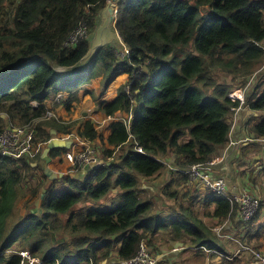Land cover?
Masks as SVG:
<instances>
[{
    "label": "trees",
    "instance_id": "trees-1",
    "mask_svg": "<svg viewBox=\"0 0 264 264\" xmlns=\"http://www.w3.org/2000/svg\"><path fill=\"white\" fill-rule=\"evenodd\" d=\"M107 3L0 0V133L11 126L33 134L21 157L0 154V264H21L22 251L45 264H121L142 242L154 254L168 241L194 248L195 258L214 250L217 264H240L214 242L225 243L226 233H214L195 207L199 197L213 205L204 215L223 225L239 205L232 210L204 186L193 196L202 183L183 171L207 167L230 141L241 102L222 80L243 79V107L264 114V0H124L115 30L129 50L105 46L78 68ZM87 105L107 120L104 131L92 119L74 121L90 113ZM255 128L264 139V115ZM60 135L72 137L53 140L67 139ZM89 145L103 165L48 179L44 154L61 162ZM170 159L179 170L170 172ZM166 174L160 194L173 204L163 218L143 180ZM245 193L259 197L249 187L236 195Z\"/></svg>",
    "mask_w": 264,
    "mask_h": 264
},
{
    "label": "crops",
    "instance_id": "crops-1",
    "mask_svg": "<svg viewBox=\"0 0 264 264\" xmlns=\"http://www.w3.org/2000/svg\"><path fill=\"white\" fill-rule=\"evenodd\" d=\"M118 46L120 47L121 52L126 51L123 41L122 44L119 42ZM112 93L114 94L115 91ZM263 115V113L252 111L246 107L239 112H234L230 141L226 146V149L221 153V156H219L222 157L220 158L222 159V162L217 164V166L211 170V175H213L214 178L226 179L228 191L232 194H238L248 190V187L254 194H257L256 196L260 197V195L263 194L264 182L261 181V178H264V142H262L261 139H258L255 128L256 122L261 120ZM53 140L70 141L71 138H55ZM42 158L45 160L44 170L48 179H61L62 177L56 175L58 171L56 172L51 168L52 162L48 158V154H44ZM54 163L58 162L54 161ZM47 166H49V168H46ZM168 166L170 172L174 170V160L170 159ZM167 176L168 174H166V176H160L156 179H150L149 181H143L144 191L149 194H160L162 186H164L165 182L169 180ZM194 184H198L199 189L197 190L198 192H195L193 196H197L198 193H203V191H201L203 185L199 184L198 182H194ZM179 189L181 190L182 188ZM162 196L163 195H161V197ZM209 203L210 202L207 204ZM204 206H206L210 211L214 208L213 205L207 206L205 200H201L200 197L197 198L195 207L196 209L202 211V218L204 219L205 223L206 220L212 221L215 224L218 223V219L216 218L213 219L211 217H205V212L209 211H205ZM166 216L168 215L165 214L162 217L165 218ZM241 223L244 222L238 209L237 213L234 214L233 221L229 219V221L223 225L219 224V228L215 227L212 230L214 233H218L219 235L223 234L222 231L226 233L227 237L230 238H227L228 240L224 243L228 247L226 252L227 254H232L230 255L231 257H236L235 259L240 260V264H259L251 252L243 250L242 244H246L257 251L264 253V212L261 213V217L251 224L250 227H248V225L242 227ZM215 230L217 232H215ZM166 244V246H168L166 250H163L162 248L160 252L157 253V257H161L160 264H190V262L194 264L198 260V257L195 258L194 256V248L186 246L184 247L185 249H183L182 243L180 247L171 241H168ZM230 246L233 247L232 251ZM187 249L191 250L185 252ZM234 249L237 250L235 251ZM204 252L208 253L206 255L207 257H213L211 260L212 264L218 263L219 258L216 255H212V253L217 251L212 250L208 252L205 250ZM217 253L221 255L219 252ZM203 254L205 255V253ZM204 264L208 263L204 262Z\"/></svg>",
    "mask_w": 264,
    "mask_h": 264
},
{
    "label": "built area",
    "instance_id": "built-area-1",
    "mask_svg": "<svg viewBox=\"0 0 264 264\" xmlns=\"http://www.w3.org/2000/svg\"><path fill=\"white\" fill-rule=\"evenodd\" d=\"M83 34L84 30L78 31L79 36ZM236 94L237 93H233L232 97ZM238 99L243 101L242 96L238 97ZM15 129L16 128H12L10 126L0 133V154L3 156L21 157L27 151L28 143L32 139L33 134L29 132V135L25 136V133L27 132L25 128ZM138 151L142 154L144 153L142 148H139ZM94 155H96V150L89 145L87 150L80 154L68 152L66 154V158L68 162L78 166L79 168L103 165V162ZM218 162H220L219 159L211 162L207 167L194 165L183 172L193 181L199 180L205 188L229 200L232 209H234L236 205H239V211L243 221L249 222L253 220L258 214L260 201L248 193L242 195L229 194L227 182L224 179L213 181L207 168ZM243 248L244 250L251 252L259 264H264V253L258 252L249 246ZM20 256L22 257L21 264H45L40 258L33 257V255H31L28 251L20 252ZM228 260H231V258H228ZM159 261V257L154 256V254L147 247L146 242H142L137 256L132 260L121 264H158Z\"/></svg>",
    "mask_w": 264,
    "mask_h": 264
},
{
    "label": "rangeland",
    "instance_id": "rangeland-1",
    "mask_svg": "<svg viewBox=\"0 0 264 264\" xmlns=\"http://www.w3.org/2000/svg\"><path fill=\"white\" fill-rule=\"evenodd\" d=\"M260 70H262V68L260 69ZM261 73H256V74H254L253 76H251L250 78H252V77H254L255 79H256V77H258L259 75H260ZM214 75L216 76V77H221V76H223V75H221V74H219V72L218 73H214ZM249 78V79H250ZM220 80L222 79V78H219ZM222 81H224V82H228L229 83V85L233 88V91L235 90H237V91H239L238 89H240V90H243L244 89V87H239L240 86V83H242L243 82V79H232V78H228V79H224V80H222ZM93 85L94 84H92V83H90V84H86V87L87 88H91L92 89V87H93ZM238 88V89H237ZM248 92H249V90L247 91V92H245V94H248ZM238 96V95H237ZM237 96L236 95H234L232 98L233 99H236L237 98ZM84 109H89L90 110V113H88V112H86L87 110H82L81 111V113H78V116L74 119V121L75 122H80L81 121V124H82V120L85 118V119H89V120H93L94 121V123H95V125L97 126V128L99 129V131H104V128L107 126V124H106V121L107 120H104L105 118L103 117V118H101V116H97L95 113V115L93 114V112L96 110L94 107L92 108L91 107V105H87V106H85V108ZM83 112H85V116H83ZM92 113V114H91ZM111 119V118H110ZM76 133V132H75ZM75 135V136H74ZM76 135H77V133L76 134H73V138L74 139H77L76 138ZM60 136H65V138H67V136L68 135H60ZM72 137V135H69V138H71ZM78 140L79 139H77L76 140V142H78ZM70 152H74V151H70ZM122 154V152H120L119 154H118V156L119 155H121ZM96 158H98L99 160H100V155L98 156V154H97V152H96V155H94ZM58 163H54V162H52L51 164H52V166H51V168L53 169V170H55L56 172H57V174L56 175H58L59 177H64L66 174H69V169L71 168V167H74L75 165H73L72 163H70V162H68L67 160H64L63 159V161H57ZM41 164V163H40ZM46 168H49V166H47ZM32 174H36V173H32ZM38 174H40V171H38ZM74 174V173H73ZM62 175V176H61ZM81 176H83L82 174H80L79 175V177H81ZM143 181H145V180H143ZM261 181H263L264 182V178H261ZM157 191V190H156ZM263 193H264V186H263ZM114 194H119L118 192H114ZM154 195H156V193H153ZM156 197V199H157V201L159 202V207H160V211H159V213H161V214H163V215H165V214H168V212H169V206H171V204L170 203H172L173 201L171 200V199H169L166 195H163L162 197H160V196H155ZM258 199L260 200L261 199V202H263L262 204L264 205V194H263V196L262 197H258ZM18 202V204H17V207L19 208V207H22L23 206V204H22V201H21V199L19 198V200L17 201ZM173 204V203H172ZM78 208H82V206H79ZM16 213H15V215H16V219L14 220V222L16 223V221L18 220V218L19 217H21V210H19V211H15ZM262 212H264V210H262L261 209V211L259 212V214L257 215V217L255 218V221H257V219H259L260 217H261V213ZM14 223V224H15ZM206 223L210 226V227H213V228H219V226L220 225H218V223H214V222H212V221H207L206 220ZM215 232H217L216 230H215ZM217 234V233H216ZM163 236V235H162ZM163 238V237H162ZM167 241V239L166 238H164V241ZM215 243H216V245H217V247L218 248H222L223 250H228V247H227V245H225L224 244V242H220V241H217V240H215L214 241ZM229 243V242H228ZM231 244V243H230ZM167 245V244H166ZM166 245H164L162 248H163V250H166V248L168 247V246H166ZM231 247V251L233 250V247L232 246H230ZM12 250H16V246L12 249ZM235 250V249H234ZM237 250V249H236ZM235 250V251H236ZM234 251V252H235ZM154 256L155 257H157V253H154ZM37 258H39V257H37ZM185 258H188V257H185ZM212 258L213 257H207V256H200V257H198L197 259V261L194 263V264H204V262L205 263H208V264H212L211 263V260H212ZM161 259V257H159V260ZM41 260H42V258H41ZM43 261V260H42ZM161 261V260H160ZM44 262V261H43ZM190 264H192L191 262H190Z\"/></svg>",
    "mask_w": 264,
    "mask_h": 264
},
{
    "label": "water",
    "instance_id": "water-1",
    "mask_svg": "<svg viewBox=\"0 0 264 264\" xmlns=\"http://www.w3.org/2000/svg\"><path fill=\"white\" fill-rule=\"evenodd\" d=\"M124 0H108L106 7L101 11L98 19L97 29L90 40L91 47L88 54L79 62L78 68L88 63V61L96 54L100 49L105 46H118L119 42L122 44L120 35L115 30L116 19L118 16L120 5ZM119 47V46H118ZM120 49V47H119ZM126 51L129 50L125 47ZM76 66V67H77ZM59 72L62 74L67 73L66 68H59ZM62 144V142H59ZM64 143V142H63ZM65 144V143H64ZM63 144V145H64ZM46 153H48L46 151ZM99 167H86V169H95ZM36 212V210H33Z\"/></svg>",
    "mask_w": 264,
    "mask_h": 264
},
{
    "label": "clouds",
    "instance_id": "clouds-1",
    "mask_svg": "<svg viewBox=\"0 0 264 264\" xmlns=\"http://www.w3.org/2000/svg\"><path fill=\"white\" fill-rule=\"evenodd\" d=\"M234 93H237L236 94V96H237V98L235 99V100H238V101H240L241 102V107L239 108V109H236V110H234V112H239V111H241L243 108H245V107H243V105H244V96H245V91L244 90H239V91H236V92H234ZM233 94V93H232ZM232 94H230L231 95V97H232ZM240 96H242V98H243V101L242 100H240V99H238V97H240ZM231 130H232V128H231ZM261 141L262 142H264V139H261ZM143 150V149H142ZM142 154V153H141ZM144 154V153H143ZM220 158H222V157H217V159L216 160H220V162H218V163H216L215 165H217V164H219V163H221L222 162V159H220ZM215 161V160H214ZM215 165H213V166H215ZM208 166V165H207ZM209 168V167H208ZM208 168H207V170H208ZM175 170H177V168H174V171ZM210 176H211V179H212V175H211V173H210ZM221 179H224L225 181H226V179L225 178H221ZM213 180V179H212ZM213 181H215V180H213ZM217 181V180H216ZM227 182V181H226ZM203 185V184H202ZM227 186H228V184H227ZM229 192V191H228ZM229 194H231L230 192H229ZM232 195V194H231ZM255 197V196H254ZM257 199H258V197H256ZM259 200V199H258ZM229 201V200H228ZM260 201V200H259ZM260 209V208H259ZM232 210H234V209H232ZM258 213H259V211H258ZM258 215V214H257ZM256 215V216H257ZM256 218V217H255ZM255 218L253 219V220H255ZM243 220V219H242ZM252 221V220H251ZM251 221H249V222H251ZM244 223H247V222H245V221H243ZM226 238H228L227 237V235H226ZM228 239H230V238H228ZM248 245H246V244H242V248L243 247H247ZM250 247V246H249ZM253 249V248H252ZM243 250H244V248H243ZM255 250V249H254ZM257 251V250H256ZM258 252H260V251H258ZM263 253V252H262ZM227 258H231V260L230 261H232L234 258L233 257H227Z\"/></svg>",
    "mask_w": 264,
    "mask_h": 264
},
{
    "label": "flooded vegetation",
    "instance_id": "flooded-vegetation-1",
    "mask_svg": "<svg viewBox=\"0 0 264 264\" xmlns=\"http://www.w3.org/2000/svg\"><path fill=\"white\" fill-rule=\"evenodd\" d=\"M160 262V261H159ZM159 264V263H158Z\"/></svg>",
    "mask_w": 264,
    "mask_h": 264
}]
</instances>
